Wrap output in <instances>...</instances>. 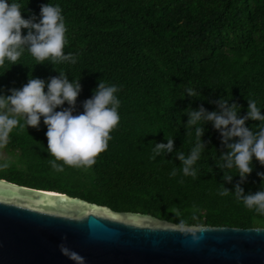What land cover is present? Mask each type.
<instances>
[{
    "label": "trees",
    "instance_id": "16d2710c",
    "mask_svg": "<svg viewBox=\"0 0 264 264\" xmlns=\"http://www.w3.org/2000/svg\"><path fill=\"white\" fill-rule=\"evenodd\" d=\"M15 2L25 18H39L43 4L58 5L66 25L64 53L73 54L76 63L36 64L24 51L17 64L6 60L0 66V94L61 71L70 81L80 79L76 113L101 80L117 86L120 119L91 167L57 161L62 171L50 163L54 157L47 151L43 117L39 128L14 129L0 148L6 154L0 158L1 179L178 224L264 228V214L248 209L234 192L219 194L222 184L234 191L239 176L224 180L217 162L226 149L211 122L204 125L205 148L193 165L195 178L183 175L177 155L187 157L196 143L195 127L191 135L185 127L189 106L218 111L214 101L223 97L238 103L243 116L252 99L264 113V0ZM189 88L198 97L188 96ZM260 123L247 121L253 131ZM166 135L174 139L173 151L152 159L155 143H167ZM228 171L237 174L235 168ZM261 172L264 165L253 158V172L242 185L246 193L264 188Z\"/></svg>",
    "mask_w": 264,
    "mask_h": 264
},
{
    "label": "clouds",
    "instance_id": "9594fccd",
    "mask_svg": "<svg viewBox=\"0 0 264 264\" xmlns=\"http://www.w3.org/2000/svg\"><path fill=\"white\" fill-rule=\"evenodd\" d=\"M22 7L15 0H11V3L9 0H0V66L6 60L12 65L17 64L24 51L34 58L36 64L46 61L54 66L61 62L76 63L73 54L64 53L66 25L61 8L50 3L43 4L39 18L35 15L25 18ZM24 29L28 30L26 35ZM59 73L48 81L30 78L22 88L9 89L11 94H0V148L7 145L14 129L39 128L43 117V123L47 126V151L54 157L50 161L52 167L57 171L63 170L57 161L71 167H91L95 158L107 149L110 132L119 124L120 100L115 95L119 89L101 80L93 96L83 101V111L76 113L77 99L82 90L80 79L70 81L65 72ZM187 95L198 97L191 88L187 90ZM248 101V111L243 116L237 110L238 103H230L223 97L214 101L218 111H208L203 104L198 109L189 106L191 110L185 112L189 117L185 127L188 129L187 135H191V129L195 127L196 143L187 157L183 152L177 155L182 161L183 175L195 178L197 173L193 165L205 148L202 139L204 125L211 122L219 131L226 149L217 162L225 170L224 180L231 183L234 176H239L234 191L222 184L219 194L227 196L234 192L235 197L248 209L264 214V188L246 193L242 187L253 172V158L264 165V113L257 107L255 100ZM65 103L68 107H63ZM58 108L61 110L58 111ZM249 120L261 122L257 125V131L247 125ZM166 138L167 143H155L152 159L173 151L174 139L167 135ZM233 168L237 170L235 175L228 171ZM171 175H176L175 169ZM257 175L264 179V172ZM59 247L61 253L76 264H85V257L78 252L64 244Z\"/></svg>",
    "mask_w": 264,
    "mask_h": 264
},
{
    "label": "water",
    "instance_id": "95a60500",
    "mask_svg": "<svg viewBox=\"0 0 264 264\" xmlns=\"http://www.w3.org/2000/svg\"><path fill=\"white\" fill-rule=\"evenodd\" d=\"M264 264V228L186 225L0 178V264Z\"/></svg>",
    "mask_w": 264,
    "mask_h": 264
},
{
    "label": "rangeland",
    "instance_id": "374dc122",
    "mask_svg": "<svg viewBox=\"0 0 264 264\" xmlns=\"http://www.w3.org/2000/svg\"><path fill=\"white\" fill-rule=\"evenodd\" d=\"M6 154L3 151H0V158H4Z\"/></svg>",
    "mask_w": 264,
    "mask_h": 264
}]
</instances>
